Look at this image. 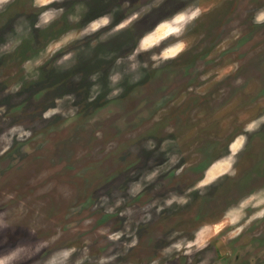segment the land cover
<instances>
[{
    "label": "rangeland",
    "instance_id": "1",
    "mask_svg": "<svg viewBox=\"0 0 264 264\" xmlns=\"http://www.w3.org/2000/svg\"><path fill=\"white\" fill-rule=\"evenodd\" d=\"M0 264H264V0H0Z\"/></svg>",
    "mask_w": 264,
    "mask_h": 264
},
{
    "label": "flooded vegetation",
    "instance_id": "2",
    "mask_svg": "<svg viewBox=\"0 0 264 264\" xmlns=\"http://www.w3.org/2000/svg\"><path fill=\"white\" fill-rule=\"evenodd\" d=\"M236 256H237V253H235V254H234V257H233V259H236Z\"/></svg>",
    "mask_w": 264,
    "mask_h": 264
}]
</instances>
